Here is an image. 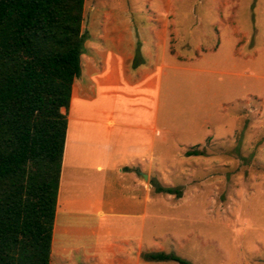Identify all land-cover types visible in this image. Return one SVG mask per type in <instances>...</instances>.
<instances>
[{
    "label": "crops",
    "instance_id": "0c3cea01",
    "mask_svg": "<svg viewBox=\"0 0 264 264\" xmlns=\"http://www.w3.org/2000/svg\"><path fill=\"white\" fill-rule=\"evenodd\" d=\"M148 2L85 4L87 38L67 109L50 264H149L145 254L167 252L169 234L186 239L160 229L169 220L181 225L185 216L170 211L190 200L188 191L159 192L154 182L176 186L164 181L173 172L160 168L170 134L184 144L178 155L196 160L209 133L198 141L192 127L182 128L177 138L173 118L162 121L163 93L175 99L182 81L176 70L188 67L172 48L179 19L173 0ZM192 149L199 153L188 155ZM183 164L173 167L184 178L179 185L202 186L204 177Z\"/></svg>",
    "mask_w": 264,
    "mask_h": 264
},
{
    "label": "rangeland",
    "instance_id": "374dc122",
    "mask_svg": "<svg viewBox=\"0 0 264 264\" xmlns=\"http://www.w3.org/2000/svg\"><path fill=\"white\" fill-rule=\"evenodd\" d=\"M86 3L105 9L149 2ZM173 3L179 19L172 48L188 68L176 70L182 81L175 99L163 93L162 121L173 118L177 138L183 137L182 128L190 127L194 140H202L206 132L209 137L196 160L178 155L184 144L175 143L171 134L162 147L160 168L173 172L164 181L191 197L170 211L185 216L181 225L169 220L161 226L163 236H186L174 242L169 234L166 251L191 264H264V0ZM183 163L193 167L188 171L194 177H204L202 186L191 181L179 185L185 181L173 167ZM149 262L183 264L173 259Z\"/></svg>",
    "mask_w": 264,
    "mask_h": 264
},
{
    "label": "trees",
    "instance_id": "16d2710c",
    "mask_svg": "<svg viewBox=\"0 0 264 264\" xmlns=\"http://www.w3.org/2000/svg\"><path fill=\"white\" fill-rule=\"evenodd\" d=\"M85 4L0 0V264L51 261L67 109L87 38ZM145 256L191 264L164 251Z\"/></svg>",
    "mask_w": 264,
    "mask_h": 264
}]
</instances>
